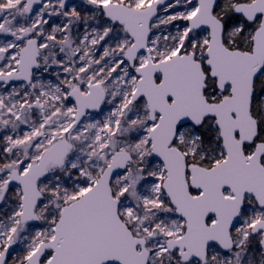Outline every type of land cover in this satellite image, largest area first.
I'll return each instance as SVG.
<instances>
[{
	"label": "snow or ice",
	"instance_id": "1",
	"mask_svg": "<svg viewBox=\"0 0 264 264\" xmlns=\"http://www.w3.org/2000/svg\"><path fill=\"white\" fill-rule=\"evenodd\" d=\"M0 264H264V0H0Z\"/></svg>",
	"mask_w": 264,
	"mask_h": 264
}]
</instances>
